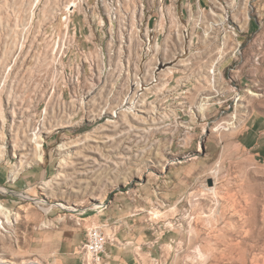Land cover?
<instances>
[{"label": "rangeland", "instance_id": "obj_1", "mask_svg": "<svg viewBox=\"0 0 264 264\" xmlns=\"http://www.w3.org/2000/svg\"><path fill=\"white\" fill-rule=\"evenodd\" d=\"M211 1L187 43L167 0H0L3 264H92L85 229L102 223L129 264H264V158L242 139L264 123V0ZM151 16L163 34L146 60L137 31ZM210 22L230 26L223 48ZM96 42L112 53L100 85ZM157 54L159 84L112 118Z\"/></svg>", "mask_w": 264, "mask_h": 264}, {"label": "built area", "instance_id": "obj_2", "mask_svg": "<svg viewBox=\"0 0 264 264\" xmlns=\"http://www.w3.org/2000/svg\"><path fill=\"white\" fill-rule=\"evenodd\" d=\"M213 7L209 8L208 11L211 12ZM66 16L63 18L64 20H67L68 23L70 22L71 14H73L74 11H72V8L69 7L68 10H66ZM118 5L112 4L109 6V11L107 15V22L108 24L112 25L113 22L117 20L118 17ZM86 12L85 16L86 17ZM161 21H157L154 16L149 17L146 21H140L139 22V30L137 31L138 36L140 38V47H141V53L140 57L142 59H149L154 53H157L158 49V26L160 25ZM224 24V23H223ZM215 22H210L208 25L211 26V28L208 27V33H210L213 28L222 27L221 32V40H222V48L224 46L225 40L229 37V34H231V28L230 26L224 27V25ZM199 26V22H197V27ZM194 27V26H193ZM192 26L185 25L184 28H182L180 35L183 41H188L187 43H192L194 40V34L192 31ZM104 28L103 21L101 22L100 26V32ZM75 30V28H74ZM74 35L76 32L73 33ZM89 42L88 40L86 41ZM92 44V43H91ZM95 47L93 49L94 54H89V60L86 62L88 74H89V81L92 82L94 79H96L97 84L100 85L101 81H105L110 72L112 71V66L109 62V57L112 56V53H108L104 50V46L101 42L94 44ZM240 45H237V48H239ZM164 63H162L161 56L157 54L156 56V62L148 67L145 71V74L147 73L148 79L142 78L136 79L133 81L132 85L130 86L129 91L126 93L121 105L115 109L116 114L110 115L112 118H115L116 115L119 113H127L133 106L139 105V101L143 98L144 94L151 88L156 87L160 82V76L161 71L163 69ZM209 77L211 85H214V83H217L219 78V70L217 68H212L209 70ZM77 81V79H76ZM77 83V82H76ZM90 85V83H89ZM97 88V87H96ZM95 88V89H96ZM94 90V89H93ZM84 99H87V95L84 96ZM82 102H84L82 100ZM230 108V106L228 107ZM105 113V112H104ZM223 113V112H222ZM108 225L106 223H102L97 226H91L85 229V239L86 242L83 246V249L86 251L87 255H90V262L92 264H104V258L106 256V246L108 245L109 239L105 235V231Z\"/></svg>", "mask_w": 264, "mask_h": 264}, {"label": "crops", "instance_id": "obj_3", "mask_svg": "<svg viewBox=\"0 0 264 264\" xmlns=\"http://www.w3.org/2000/svg\"><path fill=\"white\" fill-rule=\"evenodd\" d=\"M171 3L173 12L178 14L179 20L173 21L174 27H176L177 31L175 33V36L179 37L181 40L180 32L182 28H184L185 25L194 26L195 23V16L202 11H205L208 7V4L212 3L211 0H167ZM166 23H164V26ZM256 25V23H254ZM162 23L158 26V35L162 36L163 33H161ZM179 29V30H178ZM179 34V36H178ZM179 39V43L181 44ZM173 62H171L172 64ZM176 66H172V68ZM176 69L175 72L176 73ZM264 123L260 119H253L251 122V127L247 129V131L243 134V140L246 143V146L249 150L254 151L256 156H260L264 158ZM248 140V141H247ZM260 140V141H259ZM247 141V142H246ZM9 182V183H8ZM19 182V181H18ZM8 183L6 186L5 184ZM13 184L17 185V180H7L5 183H3L4 186L7 188H12ZM24 187V186H23ZM117 242L118 239H116ZM120 244V243H119ZM109 246V247H108ZM114 247V249L112 248ZM125 248L122 249L117 245H107L106 246V256L104 258V263L106 264H129V260H126L124 258L125 255ZM107 258L108 261L106 260ZM71 264H80L79 262H71Z\"/></svg>", "mask_w": 264, "mask_h": 264}, {"label": "bare ground", "instance_id": "obj_4", "mask_svg": "<svg viewBox=\"0 0 264 264\" xmlns=\"http://www.w3.org/2000/svg\"><path fill=\"white\" fill-rule=\"evenodd\" d=\"M73 7H76V5H74ZM220 52V51H219ZM220 54V53H219ZM157 56V55H156ZM222 59V55H220L216 61L213 63V65L211 66V68H217V64H218V60H221ZM153 60V58L151 59ZM156 62V60L152 63V65ZM150 67V66H149ZM167 72L168 74L171 73V69L168 68L167 69ZM204 107V106H203ZM203 107L201 108V110L203 111ZM116 114V112L114 113V115ZM230 125V124H228ZM35 144V150L37 152V162L39 163H42L43 162V151H42V147L40 144L36 143L35 141L33 142ZM15 178V177H14ZM205 191L208 193V194H213L215 193V189L214 188H206ZM21 197V196H20ZM23 199H28L27 196H22ZM0 225H3L5 224L6 227H10L11 225H13V221H11V218H10V211L8 209H6L3 205L0 204ZM3 228V227H2ZM6 232V230H4ZM90 256V255H88ZM89 262H90V257H89ZM3 264V263H6L5 261H0V264Z\"/></svg>", "mask_w": 264, "mask_h": 264}]
</instances>
